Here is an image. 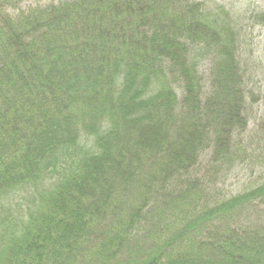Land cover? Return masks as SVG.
<instances>
[{
    "label": "trees",
    "instance_id": "trees-1",
    "mask_svg": "<svg viewBox=\"0 0 264 264\" xmlns=\"http://www.w3.org/2000/svg\"><path fill=\"white\" fill-rule=\"evenodd\" d=\"M26 1L0 0V264H264V182L216 186L264 138L237 24L197 0Z\"/></svg>",
    "mask_w": 264,
    "mask_h": 264
},
{
    "label": "rangeland",
    "instance_id": "rangeland-1",
    "mask_svg": "<svg viewBox=\"0 0 264 264\" xmlns=\"http://www.w3.org/2000/svg\"><path fill=\"white\" fill-rule=\"evenodd\" d=\"M59 0H27L23 3L22 8L30 5H48L51 2H58ZM207 6L208 13L221 14L231 23L241 30L243 45H241L242 60L244 67L248 68L246 76L247 90H251L248 95V100L254 103L250 112L249 132H253L254 128L259 126L258 122L264 120V25L261 14L264 13V0H197ZM211 67L210 60H205L202 57L200 69L202 72L209 71ZM261 92V94H259ZM251 106V105H250ZM256 145L252 149L256 152L249 157L256 156L254 161H247L242 163L244 159H237L235 166L225 176V182L218 183L216 186L220 192L227 195H234L240 192L252 190L264 182V138H256ZM260 151L261 156L258 152ZM204 152L201 156L203 163L201 174L208 175V156ZM209 154V153H208ZM206 157V158H205ZM242 159V160H241ZM208 192V190H207ZM257 204V211L264 218V201ZM250 222H258L251 219Z\"/></svg>",
    "mask_w": 264,
    "mask_h": 264
}]
</instances>
